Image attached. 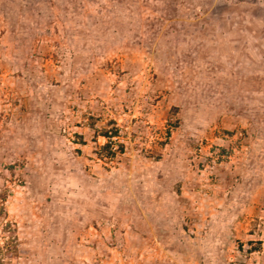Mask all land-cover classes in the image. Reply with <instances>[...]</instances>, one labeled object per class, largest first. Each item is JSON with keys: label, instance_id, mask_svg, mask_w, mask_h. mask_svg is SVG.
I'll list each match as a JSON object with an SVG mask.
<instances>
[{"label": "rangeland", "instance_id": "374dc122", "mask_svg": "<svg viewBox=\"0 0 264 264\" xmlns=\"http://www.w3.org/2000/svg\"><path fill=\"white\" fill-rule=\"evenodd\" d=\"M0 264H264V0H0Z\"/></svg>", "mask_w": 264, "mask_h": 264}, {"label": "trees", "instance_id": "16d2710c", "mask_svg": "<svg viewBox=\"0 0 264 264\" xmlns=\"http://www.w3.org/2000/svg\"><path fill=\"white\" fill-rule=\"evenodd\" d=\"M117 133L116 129H110V130H101V135L106 139V142L101 145V148H106L108 147V144L111 143V138L115 136Z\"/></svg>", "mask_w": 264, "mask_h": 264}]
</instances>
